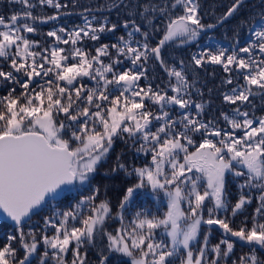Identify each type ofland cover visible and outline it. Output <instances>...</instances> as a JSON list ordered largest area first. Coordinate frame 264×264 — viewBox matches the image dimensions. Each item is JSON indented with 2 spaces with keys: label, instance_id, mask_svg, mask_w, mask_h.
I'll return each instance as SVG.
<instances>
[{
  "label": "snow or ice",
  "instance_id": "6c2138e0",
  "mask_svg": "<svg viewBox=\"0 0 264 264\" xmlns=\"http://www.w3.org/2000/svg\"><path fill=\"white\" fill-rule=\"evenodd\" d=\"M9 2L22 9L10 16L0 14V59L9 66L8 71L0 68V78L21 91L17 94L12 87L0 97V210L14 222L17 234H9L7 243L0 246V264H28L41 243L44 251L39 264L49 260L53 264H89V247H98V238L104 237L107 249L122 253L131 264H264L260 254L264 252V115L241 110V106L255 107L251 98L257 93L264 100V9L258 14L260 27L252 33L255 42L239 47L234 43L231 49H202L191 55L190 69L183 59L179 67L169 65L163 50L170 44L196 41L205 30L234 17L245 0H231L216 23L208 24L200 0H136L135 4L109 0L96 11L123 7L129 19L118 24L85 8L82 24L46 32L53 38L48 46L25 34H36L37 22L46 24L61 14L70 15L61 13L69 5L60 0ZM38 5L56 11L37 14ZM251 23L250 18L242 17L236 24L237 35ZM118 27L125 34L116 43H98L102 34L115 33ZM157 32L162 38L153 44ZM137 34L142 39H136ZM85 38L98 43L94 51L83 47ZM125 60L130 67L121 69ZM151 62L167 73L164 88L139 83L147 80L146 66ZM208 64L219 65L230 74L224 81L227 85L234 84L233 74L237 81L243 80L223 94L225 103L236 106L231 113H220L228 127H220L215 118H199L205 105L191 98L196 89L194 69ZM85 78L93 84L83 83ZM150 105L159 111L154 112ZM170 106H178L183 114L174 117ZM116 139L131 140L137 153L150 155L148 162L130 171L117 155L112 171L137 178L126 189L118 210L113 213L110 200L100 199L101 190L96 186L73 208L45 217L43 231L25 232L26 218L46 198H55L62 186L90 181L98 165L106 162ZM228 175L236 182L235 202L230 199ZM147 186L157 195L163 192L166 211L162 215L137 212L124 225L121 210L138 189ZM254 199L251 216L233 227L235 217ZM108 219L119 220L120 227L109 231ZM205 225L208 231L202 232ZM213 226L220 231L215 244L210 239ZM48 228L53 230L51 235ZM156 230L170 241L155 239ZM13 241H18L19 248ZM237 241L249 251L233 259ZM21 249L25 255L18 258ZM107 259L101 252L98 264H106Z\"/></svg>",
  "mask_w": 264,
  "mask_h": 264
},
{
  "label": "trees",
  "instance_id": "16d2710c",
  "mask_svg": "<svg viewBox=\"0 0 264 264\" xmlns=\"http://www.w3.org/2000/svg\"><path fill=\"white\" fill-rule=\"evenodd\" d=\"M35 2V0H34ZM62 4H68L69 7L67 9H61V13L69 12L70 15H60V18L55 21H50L46 24H40L37 22L38 32L36 34H25L30 39L34 41H40L43 46H48L53 43V38L47 37L45 34L47 31L52 30L54 27L63 26L68 29H72L74 26L82 24V15L87 13L84 12L85 8H90L95 11V14L98 16H108L112 22L118 23L121 20L129 19V16L125 15L126 9L121 8H113L111 12L108 11L107 8H103L100 11H96L97 7L102 4H107L109 0H60ZM115 3H121V0H114ZM136 0H123V3L135 4ZM141 3L144 0H140ZM156 2H162V0H156ZM75 3V7L73 4ZM202 10L206 13L204 16V23H216V17L222 14V10L226 9L231 0H200ZM212 8V9H211ZM22 5L17 3H10L9 0H0V14L5 16H10L14 11H21ZM244 11L239 12L236 16L227 20L223 24H217L214 29L202 32L201 36L197 38L196 41L192 42V46L183 45L177 46L175 44H170L163 50V56L169 65H174L179 67V61L183 59L186 63L189 64L190 69L192 68L190 64V57L192 54L199 52L202 49H207L212 47L213 49L217 47L228 48L231 49L233 44L236 43L237 47L246 46L249 43L255 42V37L253 36V31L259 29L261 22H259L258 14L260 13V9L253 4H245L243 6ZM135 11V8L132 9ZM37 14H54L55 9L49 8L47 6H37L36 8ZM242 17H248L252 20L250 26L246 25L244 28L238 30V35L236 29L237 22ZM138 22H140L139 16L135 17ZM160 18H158L155 23H159ZM249 27L251 30H249ZM125 30L122 27H118L115 33H104L101 35V39L98 43H116L117 37L120 35H124ZM160 38H162V33L157 32L153 34L152 43L155 44ZM136 39H142L139 34H137ZM98 43L92 42L85 38L83 43V47L91 49L94 51V48L98 46ZM61 47H67L65 45H60ZM115 52V50H112ZM125 66L130 67V63L125 60L124 65L121 66V69ZM147 80L142 79L139 83L141 85H145L149 82L153 84L155 87L157 84L160 85L161 88H164L169 81V77L167 73L159 66L157 62H151L147 66ZM215 67H221L219 65H211L208 64L204 68H196L194 69V73L197 75V79H199V75L205 74L208 70L213 71L212 69ZM0 68H3L5 71L9 70L8 62L0 59ZM222 68V67H221ZM223 73H225L222 70ZM213 73V72H212ZM189 80L193 78V72L190 70L189 72ZM228 77L222 75V79L226 80ZM23 79V77H21ZM39 79V78H37ZM174 82V78H172ZM83 83L91 86L93 84L92 81L87 78L84 79ZM212 81L209 82L210 87L212 85ZM236 83H243V80L234 79V84L229 85L228 88H225L222 85V93H221V102H223V94L229 92L230 89L235 86ZM215 84V83H213ZM16 87L17 94L21 91L18 85H13L11 83H5L3 78H0V97L7 94L10 88ZM199 89V92L196 90ZM196 89L191 91V98L194 102H201L205 105L204 113L201 117L205 121L209 119L215 118L220 127H228L224 124L221 116L218 118L216 116L213 117L212 109L214 106H210L208 100L203 101L202 96L200 95V88L196 86ZM208 88H206L207 90ZM202 92V91H201ZM169 95L172 93L169 91ZM252 99V103L255 105L254 108L248 106L247 109H244V106H241V110H249L250 112H254L255 115H260L262 111H264V100L261 99L259 93ZM146 104H149L148 101H145ZM154 112H158L159 109L157 106L150 105ZM236 107L235 105H228V108L225 107L223 110L226 113H231L232 108ZM217 108V107H216ZM222 108H217L219 111V115L222 112ZM215 109V108H214ZM171 114L174 117L181 116L183 114V110H180L178 106H170ZM258 110V111H257ZM191 112L193 115L196 113L195 104H193ZM258 113V114H257ZM212 115V116H210ZM60 117L63 118V114H60ZM155 125L153 126V131L155 130ZM126 136V134H125ZM197 140L200 139L199 135L195 137ZM139 141L136 143V147L139 146ZM132 141L128 140L127 143L120 139H116L113 148L108 155L106 162H102L98 165L97 171L91 176L90 181L87 183L77 185L73 184L66 190H64L61 194L57 195L55 198L49 197L47 202L43 205L41 209H39L35 214L31 216L29 220L25 222L24 231L28 232L30 229H36L43 231L44 230V218L45 217H53L54 214L61 213L69 208H73L77 202H79L84 197H87L91 194L94 187L99 186L101 190L100 199H109L111 203V207L113 213L118 210V205L120 201L123 199V196L126 194V189L129 186H134L137 183V178L132 175L128 176L124 171H116L113 172V166L116 162V157L118 154L121 155L122 161L128 166L129 171L133 166L139 167L145 164L150 160V155H145L143 153H137L134 148L131 146ZM194 150V149H190ZM228 190L231 193L230 199L235 202L237 197V188L236 182L233 181V178L228 175L226 176ZM75 187V188H73ZM255 195V193H254ZM256 206V200H253L252 205L247 206L241 215H237L235 217L236 223L233 227L237 226L241 221L244 220L245 216H251L253 209ZM166 198L163 195V192H160L157 195L150 186L145 188L138 189L134 196L130 199L129 203L125 207V209L121 210L124 216V225H128L131 223L132 219L135 217L137 212L141 213H155L157 215H162L164 211H166ZM84 212H87L88 209L85 207L83 209ZM76 223L79 226L78 222ZM249 226H251V221H248ZM106 227L109 231H115L117 227H120V222L117 219H108L106 222ZM47 234L51 235L53 230L48 228ZM208 226H203L202 232H207ZM9 234H17L15 230V225L9 223L8 221L0 218V246H3L7 243V236ZM164 238L170 241V238L164 236L161 230H156L155 239L159 240ZM211 243L215 244L220 239V231L217 226H213V230L211 231ZM13 245L19 248L18 241H13ZM199 245H197L198 247ZM44 247L41 245L38 247V252L32 255L28 261V264H39V257L43 253ZM249 251V247L241 242H236L235 252L233 254V259L238 258L239 256L247 253ZM101 252L104 255H107L108 259L106 264H131V260L128 257H125L121 253H112L109 254L110 251L105 248L104 243L98 244V247L90 246L88 249V262L89 264H98L99 259L101 258ZM264 256V252L260 253ZM25 255L24 251L21 249L18 253V258H23ZM211 253H209V258H211ZM116 257V258H115ZM70 258V255H69ZM47 264H53L51 260L47 262Z\"/></svg>",
  "mask_w": 264,
  "mask_h": 264
},
{
  "label": "rangeland",
  "instance_id": "374dc122",
  "mask_svg": "<svg viewBox=\"0 0 264 264\" xmlns=\"http://www.w3.org/2000/svg\"><path fill=\"white\" fill-rule=\"evenodd\" d=\"M263 6H264V4H261L258 7L257 6L256 7L261 10V9H264V8H262ZM258 19H259V17H258ZM259 22H260V19H259ZM205 31H208V30H205ZM189 46L191 47L192 44ZM212 70L213 71L208 70L204 75L203 74L199 75V79H197L196 73H194V74L196 75V86H198L200 88V92L202 91V93H203L202 100L203 101L208 100L209 105L214 106L215 109L211 108L212 109V115H213V117L216 116L218 118L220 115H219V111L217 108L218 107L219 108H222V107L228 108V105H230V104L225 103L224 101L221 102V93L223 90L222 85L226 84V83H224L225 80L222 79V75L229 77L230 74L229 73H223L221 67H215V69L213 68ZM233 79H235V74H233ZM210 81L215 83V84L212 83L211 87L209 84ZM224 87L228 88L229 85L226 84ZM206 88H208V89L206 90ZM223 108H222V112H224L226 110V109L223 110ZM244 109H246L245 106H244ZM212 115H210V116H212ZM224 124H225V122H224ZM85 183H87V182H85ZM74 184L81 185V183L79 181L75 182ZM73 188H75V187H73ZM166 204H167V202H166ZM102 243H104L105 248H106V245H107L106 237L98 238L97 244H102ZM112 253H117V252L110 251L109 254H112Z\"/></svg>",
  "mask_w": 264,
  "mask_h": 264
},
{
  "label": "water",
  "instance_id": "95a60500",
  "mask_svg": "<svg viewBox=\"0 0 264 264\" xmlns=\"http://www.w3.org/2000/svg\"><path fill=\"white\" fill-rule=\"evenodd\" d=\"M75 183V182H74ZM70 186H72V185H67V186H62V188H63V191L64 190H66L67 188H69ZM63 191H60V193L59 194H61ZM49 198V197H48ZM48 198H46V201L48 200ZM45 201V202H46ZM45 202L41 205V206H39L37 209H34L33 210V212L32 213H30V217L34 214V213H36L44 204H45ZM0 218L1 219H4V220H6V221H8L9 223H11V224H13V225H15L14 224V222L7 216V214L6 213H4L3 212V210H0ZM27 220H29L28 218H26V221Z\"/></svg>",
  "mask_w": 264,
  "mask_h": 264
},
{
  "label": "flooded vegetation",
  "instance_id": "af4514ba",
  "mask_svg": "<svg viewBox=\"0 0 264 264\" xmlns=\"http://www.w3.org/2000/svg\"><path fill=\"white\" fill-rule=\"evenodd\" d=\"M254 3V5H256L257 7L259 6V5H261V4H264V3H262V0H245V3H244V5L245 4H247V5H249V4H253ZM243 5V6H244ZM262 8H264V6L262 7ZM226 9H224V10H222V13L225 11ZM242 11H244V9H243V7L242 8H240L239 9V15H240V12H242ZM236 16V15H235ZM231 19V18H230ZM261 22V21H260ZM223 70V69H222ZM240 80H242V79H240ZM264 110V109H263ZM258 111V110H257ZM258 114V113H257ZM260 115H264V111H262L261 113H260ZM260 115H258V116H260ZM257 116V115H256Z\"/></svg>",
  "mask_w": 264,
  "mask_h": 264
}]
</instances>
